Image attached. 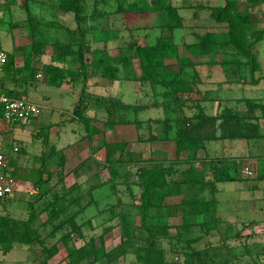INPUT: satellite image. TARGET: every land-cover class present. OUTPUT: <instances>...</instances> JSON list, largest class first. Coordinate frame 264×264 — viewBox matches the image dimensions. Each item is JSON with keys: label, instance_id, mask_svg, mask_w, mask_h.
<instances>
[{"label": "rangeland", "instance_id": "obj_1", "mask_svg": "<svg viewBox=\"0 0 264 264\" xmlns=\"http://www.w3.org/2000/svg\"><path fill=\"white\" fill-rule=\"evenodd\" d=\"M105 1V7H100L103 0H67L65 7L61 4V0H0V40L3 48L9 52L7 66L14 64L17 67L18 64L17 69H20V72L17 75H19V79L28 81L32 79L33 84L35 81L37 82L35 87L34 85H27L25 91L30 89L37 96L42 95L43 98L53 99L43 105L39 103L40 111L37 115L30 117L31 123L29 125L25 121L23 122V124H26V126L23 125L25 126L24 129L27 130L29 126L32 127L34 124L44 123L47 115L45 108L50 107V103H55L54 90L64 84L66 78L70 76V67L62 66L63 68H61L67 77H63L61 73H56L50 81V75L43 72L44 66L47 64L52 65L53 62L66 61L73 68L80 66L81 62L78 55L80 48H82L83 58L88 63L87 68L90 70V74H94L93 70L96 66L92 64L95 60L93 51L100 49L107 54L109 50H113H107L94 40V27L96 25L105 26L106 20L110 21L108 18L111 16L122 17V14L117 11L115 3L114 7L109 8L106 5L113 2L111 0ZM188 1L198 2L201 5L205 1L212 3V7L207 9L208 12L205 14L207 21L205 25L208 26V29H214L215 25H209V20L213 19L212 11L217 8L214 5L216 1L220 0ZM237 1L242 11L250 8L251 17L255 21V28L264 27V4L255 5L254 7L250 5V2L247 3V0ZM221 3L220 6L224 4V0H221ZM71 4L77 7L79 19H76L75 12L68 8ZM205 31L196 26V33L203 34ZM184 32L181 30L182 34ZM164 33L167 34L168 32ZM133 46V42H130L127 38L122 39L118 45V51L121 55L128 56L132 64L131 67L135 68V76L138 78L133 81L139 89L133 91L134 86H131L124 98L127 102H130L137 95L144 102L148 97L153 100L154 95H151L150 92L155 94V90L166 88L167 83H161L157 86L156 83L150 80L140 79L141 71L138 62L133 60ZM33 48H38L39 52L36 53ZM65 50H69V53L63 52ZM254 52L260 64L259 74L263 78L261 79L260 88L253 91L264 95V39L256 43ZM133 64H137V66ZM118 74L123 79L127 75V70L120 67ZM184 75L192 78V70ZM77 76L82 77L80 72ZM159 78H161V75ZM77 82L80 83L79 80ZM21 92L19 91V95L25 97ZM94 93H96L95 89H92L89 96L94 95ZM135 93L136 95H134ZM254 94L256 95V93ZM243 95H248V91L243 92ZM89 103H91V100H89ZM139 104L132 103L129 108H124L115 114H108L104 108V111L99 112L103 113L102 119L97 120H103L102 122L107 124V128L108 126L114 127L113 133L106 134L108 139H112L113 142L127 141V144L124 146L123 151H116L115 164H108L105 153V158L102 159L103 163L101 161L96 162L101 179L109 182L108 185H105L108 188H102V199L97 201L98 208H102L99 210L101 216L95 217L92 222H86L90 223L91 226L84 225L85 231L82 235L71 232L72 229L69 224L60 233H56L55 238L58 239L50 240L47 245L52 246V244H55L60 247V250L48 260V264H142L138 262L137 256L148 252V232L140 225L138 214V196L142 189L139 168L152 166L153 162L149 161L151 158L160 159L164 166H172L173 172L167 178L182 180V178H186L184 172L191 167L196 171L194 176L201 180V176L198 174L204 168L201 160L208 161L212 157L224 160L225 164L229 165L232 176L236 178L233 181L218 183L217 185V191L214 194L216 208L208 218L216 223L206 230L193 215L188 216L186 222L182 223L180 216L167 215L165 208H153L148 223L154 231L157 246L163 250L167 264H264V178H258L260 176L258 171L263 161L261 158H264V153L262 149L257 150L256 148L258 142L261 143L258 137L252 139L227 138V141L224 142L223 140V145H219L217 141H212L209 144L211 147L214 145L216 149L211 152L201 149L196 152L185 151L184 157L180 156L181 153L176 155L174 139L180 126V104L177 103V100H170L158 103L159 107H169L167 110H171V113H165V117L163 116L158 124L164 125L163 121L165 120L166 125H174L176 130L168 137L161 127H156L155 138L150 139L148 137L149 145L161 149V152L148 155L147 145L135 141L136 137L139 136L138 132L130 136V131L126 132V128L117 130L121 125H127V129L128 125L140 129L141 123H146L145 120L139 118V116H142L140 114L142 106ZM93 106L91 105L90 108L92 113L97 116L96 107L98 108L100 105L96 102V106ZM224 106L219 108L217 105L212 115H222L227 110H237V108V112L245 110L244 106L236 107L230 104ZM200 108L204 109L203 107H195L193 116L200 112ZM160 111L157 108L148 112L158 116L162 113ZM28 116L30 115L18 120H26L29 118ZM143 116H146V114L143 113ZM242 122L246 123L248 121L242 120ZM251 122L256 123L255 121ZM149 123L150 125L153 124V127L157 124L154 121H149ZM248 123H250V120ZM149 130L147 132H150ZM130 141L137 143L134 146L135 149L129 145ZM16 142L23 149L26 147L24 144L26 141L24 143L21 141ZM43 159L41 163L45 161ZM249 160L254 161L258 169L255 175L246 177L242 172V166ZM114 170H117L119 174H114ZM4 171L3 168H0V173ZM207 171L205 181L210 179V170ZM37 172H39L38 169L33 172V178L41 177L44 173L43 170L40 171L41 174ZM61 172V175H63L62 170ZM55 175L58 178V174L55 173ZM181 188L182 195L173 194L168 197L170 203H175L183 195L192 196L195 193L197 195L200 193L197 192L199 189L197 184L189 188L186 183H183ZM30 190L35 191L34 187H31V189L27 187V190L22 189L11 198L0 200V215L7 217L9 220L6 226L9 236L13 234L18 237L23 228L22 222L29 218L32 211H38L34 203L36 200L42 199L44 193L38 197L34 196V191L33 194H30ZM201 195L207 199L213 196L210 189H206ZM59 198H54L51 204H59ZM89 205H92L91 202ZM43 206L45 207V204ZM90 208L91 213L96 212L94 208ZM64 223L67 224L66 220ZM66 232H71V239L64 245L60 238ZM34 245V250L38 251L41 258H43L45 253L42 252L41 246L38 243H34ZM82 246L87 247L91 254L87 260L75 263L78 250ZM68 248H73L74 251L69 253Z\"/></svg>", "mask_w": 264, "mask_h": 264}, {"label": "crops", "instance_id": "obj_2", "mask_svg": "<svg viewBox=\"0 0 264 264\" xmlns=\"http://www.w3.org/2000/svg\"><path fill=\"white\" fill-rule=\"evenodd\" d=\"M105 3L106 2L103 0L102 6L100 7H105ZM171 3L180 16V22L171 27V31L166 27L169 21L165 23V21H162L159 17L154 15L147 17V19L131 22H127L123 16H111L108 18L110 21L106 20L105 26L96 25V27H94L95 29L103 30L101 31L102 33H97L96 30L94 31V40L107 50L113 49L109 50L107 55L125 56L121 55L118 51L119 42L124 38L133 42V51L135 52L136 46L154 45L162 36H170L174 43L178 45L196 42L198 36L202 35L195 32L196 26L206 30L204 33L208 31L220 32L226 30V23L217 22L214 17L213 19L211 18L212 20H209V25H215L214 29H208V26L205 25V23H207L205 14L208 12L207 9L212 7V3L205 1L204 4L201 5L198 2H190L188 0H171ZM221 4V0L216 1L214 6L219 7ZM106 6L112 8L114 7V3H108ZM69 7L71 8V6ZM158 20L160 21L157 22ZM181 30L183 32L186 30V32L182 34ZM164 32L168 33L165 34ZM103 34L106 35L105 38ZM125 34L127 37H125ZM99 50L100 49L94 50L93 54L98 56L101 54L100 51L105 53L103 50ZM63 52L69 53V50ZM134 52L133 60L137 61ZM180 54L182 56L189 55L188 52L183 50H181ZM80 62V66H75V68L70 66L68 61L52 63V65L58 68L62 66L66 68L70 67L71 74L69 73L70 76H66L67 78L65 77L66 81L64 84L56 87L54 90L55 94L52 95L55 98V103H50V107L45 108V112L49 117L46 115L44 123L34 124L32 127L29 126L27 130L24 129L26 124L29 125L31 123L30 115L26 120H17L7 124L1 119L2 111L0 108V130L4 135V152L7 157V165L4 170L16 179L19 187L17 192L22 189L27 190V187L29 189L34 187V196L40 197L44 193L43 198L36 200L34 205L38 209V219L35 226L37 227L38 233L45 239L46 245L50 240L56 239V233H60L66 225H70V221H68L67 224L61 222V219L65 221L64 217H66V219L72 218L73 222L80 227L81 233H84V225H88V227L91 226L90 223L86 222H92L95 217L101 216L99 210L102 208H98L97 201L102 199V188H108L105 185H108L109 182H105L101 179V174L98 172L96 162H102L106 150L101 141L113 142L112 139H108L106 134L113 133L114 127L108 126L107 128V124L102 122L103 120H97L102 119L103 113H99L104 111L102 106H100L101 108L96 107V113L99 115L97 114V116H95V113H92L90 107L91 105L96 106L99 97L120 101L128 105V108L132 106L130 105L132 103H140L139 105L142 106L140 108V114H142V116H139V118L140 120H145L146 123H141L140 129L136 126L131 127L130 125H128V129L127 125H121L116 129L120 130L126 128V132L130 131V136L138 132L140 137H136L135 141L147 145L148 155L161 152V149L159 150L149 145L150 142L148 137L151 138L155 136L156 127H161L162 131H165L168 137L176 130L174 125H166L165 120L163 121L164 125L158 124L162 120V117H165V113H171V110H167L169 107H159L158 103L177 100V103L180 104V119L192 117L195 112V107H203V110L200 108V112L212 115L217 105L221 108L223 105L226 106L230 104L236 107L244 106L245 110H243L242 113L247 114V101L264 104V95H260L259 92L253 91L254 89L258 90L260 88L261 79L263 78V76L259 74L260 69L254 73V78L256 77L255 79H258V81L252 83L249 67L246 65L203 63L186 66L183 71L178 74L177 78L179 80L192 81L193 84L190 91H180L176 93L167 84L166 88L155 90V94L150 92L151 95H154L153 100L148 97L144 102V100H141V97H138L135 93L134 95H136V97L133 101L127 102L124 95L128 93L129 88L134 86L133 91L139 89L136 87L137 84L133 81L135 79L132 77H123V79H121L120 76L117 79H109L101 74L102 67H100L97 62L92 63L96 66V70H93L94 74H90L86 60L83 58ZM111 64L118 67V73L120 67L127 70V73L133 68L131 67L132 64L127 68L119 62L114 63V61H112ZM7 65L8 62L4 68L1 79V90L3 92L10 96L23 97L19 95V91H22L21 94H24L26 99L42 105L53 100L52 98H43L42 95L37 96L35 93L31 92L30 89L29 91H25L27 85H34L35 87L37 82L35 81L33 84L32 79L30 81L19 79V75H17V73L20 72V69H17L18 64L17 67L14 64L11 66ZM133 65L137 66V64ZM189 70H192V78L184 75ZM133 71L135 72V68H133ZM43 72L45 71L43 70ZM79 72L82 77L77 76ZM56 73H59V71H53V75ZM78 80L80 83L77 82ZM79 84L80 86L78 87ZM159 84L161 83H156L157 86ZM92 89H95L96 93L89 96ZM246 91H248V95H243V92ZM253 92L256 93V95ZM63 98L65 99L62 100ZM89 100H91V103H89ZM84 104L85 109L83 110L84 112L82 111V116L80 117L85 116L83 118H86L88 123L91 124V127H88L86 122L82 118L76 116L74 112L79 105ZM157 108L164 113L154 116L152 113L148 112L149 110ZM143 113L146 114L147 117L143 116ZM252 115L251 119L248 118L245 120L248 122L250 120V123L251 121L256 122L255 124L258 127L257 137L259 141H261L260 144L258 142L256 148L257 150L262 149L264 153V142L262 143L264 139V117L259 108L255 109ZM24 121L26 124H23ZM149 121L157 123L156 126L153 127V124L150 125ZM147 130L150 132H147ZM23 140L26 141V143H24ZM223 140L225 142L226 139L214 141H217L219 145H223ZM16 141H21L26 147L23 149ZM210 142L212 141L207 142L205 146V149L209 152L216 149L214 145L212 147L210 146ZM135 144L137 143L131 141L129 143L133 149H135ZM185 151H181V157H184ZM43 158L45 161L41 163ZM261 159L264 162V158ZM37 169L39 170V172H37L38 174L41 170L44 172L40 179L39 177H32L33 172ZM61 170L63 171V175H61ZM55 173L58 174V178L56 175L54 176ZM33 191L30 194H33ZM13 196L14 194L9 198ZM54 198H59L60 200L58 201H60V203L55 205L51 204ZM90 202L92 205H89ZM41 204H45V207H42ZM48 205H50L49 208H46ZM89 208H94L96 212L91 213ZM56 247L59 252L60 247L57 245ZM34 249V246L18 243L14 244L12 249L8 252H0V264H42L40 254Z\"/></svg>", "mask_w": 264, "mask_h": 264}, {"label": "trees", "instance_id": "obj_3", "mask_svg": "<svg viewBox=\"0 0 264 264\" xmlns=\"http://www.w3.org/2000/svg\"><path fill=\"white\" fill-rule=\"evenodd\" d=\"M66 1L61 0V4L65 7ZM111 1L116 4L117 11L122 14L127 22L147 19V17L151 15L159 17L162 21H165V23L169 21L166 26L169 29L180 22V16L176 8L172 6L171 0ZM249 2L250 5L254 7L255 5L264 4V0H247V3ZM70 9L75 12L76 19H79L77 7L71 4ZM212 15L217 22L226 23L225 31H208L199 35L196 42L182 45L175 44L170 36H162L154 45L136 46L134 55L137 58L138 67L141 71L140 79L146 81L150 80L154 83H167L176 93L180 91H190L193 82L189 80H179L177 78L178 74H180L186 66L207 63L246 65L249 67L252 77L251 82L255 83L258 81V79L254 78V73L259 70L260 65L257 61L254 49L256 43L264 39V27L255 28V21L251 17L250 9L242 11L237 0H224V4L215 8L212 11ZM95 30L97 33H102L101 31H103L101 29ZM105 36L106 35L103 34L104 38ZM33 49L36 53L39 52L38 48ZM181 50L188 52L189 55L182 56L180 54ZM100 52V55H95V60L93 62L99 63V66L102 67L101 74L109 79H117L119 77L118 67L113 66L111 64L112 61L122 63L126 68L131 65L130 59L126 56H112L102 53V51ZM78 57L80 61L83 60L82 48H80ZM44 71L50 75V81L51 78L55 77L52 71H59V74L61 73L63 77L66 76L62 68L52 66L51 64L44 66ZM69 73L71 74V72ZM135 75L136 72L131 68L125 77L131 76L133 79H138ZM160 75L161 78H159ZM97 103L102 106L108 114H115L117 111L128 108V105L120 101L109 100L106 97H99ZM247 105V114H243L239 111L237 112V110H227L222 115H210L198 112L192 117L181 118L180 126L174 139L176 155H179L181 151L185 150L192 152L201 149L205 150L206 143L209 141L227 138L252 139L257 137V125L252 122L244 123L242 120L251 119L252 113L257 108L261 110L262 116L264 117V104L247 101ZM84 107L85 104L79 105L74 111L75 115L78 117L82 116L81 114L85 109ZM83 117L80 118L86 122L88 127H91V124ZM154 138L155 136H152L150 139ZM101 143L106 148L105 156L107 162L109 165H112L116 163L115 153L117 149L123 151L127 141L107 142L103 140ZM149 161L153 162L152 166L148 168H139L142 179V189L138 196L137 204L140 225L148 232V252L139 254L137 260L142 264H167L163 250L157 246L154 231L148 223L151 210L153 208H165L167 215L180 216L182 223L186 222L188 216L193 215L198 220L197 222L202 224L207 230L216 223L208 218L216 208L214 194L217 191L218 183L230 182L236 178L232 176L229 165L225 164L226 162L220 158H212L208 161L201 160L204 167L203 170L198 172L201 176V180H198L194 176L196 171L191 167L184 172V174H186L184 177L186 178H182V180H176L175 178L169 179L167 176L173 172L171 165L164 166L160 159H151ZM261 165L258 171L260 175L258 178H264L263 161ZM208 169L210 170V179L205 181ZM113 173L119 174L117 170H114ZM183 183H186L189 188L197 184L199 186L197 192L200 193L198 195L195 193L192 196L183 195L175 203H170L168 197L173 194H181V185ZM206 189H210L211 194H213L212 198L207 199L201 195ZM7 198L9 197L0 200L3 201ZM37 216V211H32L29 218L25 222H22L23 228L21 234L15 237L13 234L9 236L7 233L6 226L9 222L8 218L0 215V252H8L12 249L13 245L17 243L29 246H35L34 243H38L42 248V252L45 253L41 260L42 264H48V260L58 252V248L55 244L52 246L45 244V239L38 233L37 227L35 226L38 219ZM52 216L51 214V217ZM68 219L65 220L66 222L70 221L71 232H77L79 235H82L80 227L73 222L72 218L70 220ZM61 222L64 223V220L61 219ZM71 232H66L61 236L60 239L64 245L67 244V241H70ZM73 251V248H68L69 253ZM77 254L78 256L74 262L80 263L82 260H87L91 251L87 249V247L82 246L79 248Z\"/></svg>", "mask_w": 264, "mask_h": 264}, {"label": "built area", "instance_id": "obj_4", "mask_svg": "<svg viewBox=\"0 0 264 264\" xmlns=\"http://www.w3.org/2000/svg\"><path fill=\"white\" fill-rule=\"evenodd\" d=\"M8 62V53L3 48L0 40V108L2 111L1 119L10 124L27 115H37L40 105L23 97L10 96L1 90V79L4 68ZM4 135L0 130V168L5 169L7 157L4 152ZM16 149V148H15ZM257 165L249 160L242 166L244 176L251 177L257 173ZM19 189L16 179L5 171L0 173V199L10 197ZM32 191H30L31 193Z\"/></svg>", "mask_w": 264, "mask_h": 264}]
</instances>
